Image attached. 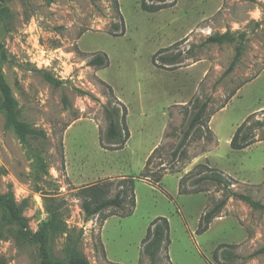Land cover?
<instances>
[{
    "label": "rangeland",
    "instance_id": "1",
    "mask_svg": "<svg viewBox=\"0 0 264 264\" xmlns=\"http://www.w3.org/2000/svg\"><path fill=\"white\" fill-rule=\"evenodd\" d=\"M140 1L118 0L125 22L120 35L110 33L121 21L115 0L8 3L11 17L0 20V43L9 56L3 73L18 100L20 118L46 133L29 141L44 156L49 171H34L29 146L5 126L0 110V191L13 189L18 201L27 200L24 213L34 231L49 220L46 203L62 204L68 226L76 234L83 229L81 249L92 264H149L143 239L159 216L167 217L170 227L169 243L159 252L157 264H264V252L256 253L264 245V210L231 195L248 194L264 204V126L248 147L230 145L248 115L256 112L252 124L264 121V0H176L155 12L143 10ZM189 30L179 45L185 51L193 47L185 53V62L207 59L210 66L196 77L191 98L177 104L173 100L186 94H171L185 76L164 75L152 57L168 38ZM227 30L238 38L244 34V49L234 70L223 76L240 38L200 43ZM96 52L107 54V66L88 63L89 53ZM40 70L61 83L48 81ZM237 88L213 114L212 133L205 135L199 128L185 153L173 158L187 127L192 97L198 93L208 99L213 110ZM116 97L127 107L130 138L123 148L112 149L104 137L105 106L117 103ZM156 147L149 170L165 174L158 184L141 176ZM209 167L228 185L197 180L210 173ZM123 176L135 178L133 212L125 214L129 205L109 207L85 220L78 190ZM224 197L228 199L209 228L198 233L203 214ZM0 230V264H41L37 246L16 240L2 227L1 218ZM65 243V234L53 236V252L59 258L64 257ZM225 251L236 257H223Z\"/></svg>",
    "mask_w": 264,
    "mask_h": 264
},
{
    "label": "trees",
    "instance_id": "2",
    "mask_svg": "<svg viewBox=\"0 0 264 264\" xmlns=\"http://www.w3.org/2000/svg\"><path fill=\"white\" fill-rule=\"evenodd\" d=\"M11 1L12 0H0V20H6L11 17V10L8 5ZM150 1L151 2H149V0H141V8L148 12H155L176 4V0ZM115 5L118 9V13H120L121 21L120 23L113 24L110 33L120 35L125 33V22L119 9L118 0H115ZM239 38L240 40L235 48V55L223 76L230 74L241 59L244 49V34H241ZM239 38L232 31L227 30L225 32L210 34L200 43V45L235 42ZM184 39L160 48L153 54V63L157 67L167 70H175L181 66L189 65V63L185 62V53L191 51L193 47H189L186 51L179 48L180 43H182V40ZM89 55L92 56L88 60L90 65L103 68L109 63L106 53L96 52L89 53ZM7 61H9V56L4 45L0 43V110L4 113L5 126L14 130L20 141L29 146V153L33 158L34 171L36 173L47 174L49 170L44 156L40 153V150L32 146L29 141L30 138L45 137L46 133L43 129H39L20 118L18 100L14 96L12 88L3 73L2 66ZM40 71L43 72L48 81L57 85L61 83V80L53 76L51 73L45 70ZM107 85L110 90L114 92L112 86L109 84ZM239 88L230 93L223 103L213 110H209L210 102L208 99L203 100L198 93L192 97L190 102H188L191 106L188 111L187 127L184 129L176 148L172 151L173 158H178L185 153L187 142L199 128H204L206 130L205 135L212 133L209 123L213 114L217 109L223 108ZM117 99V103L113 104L111 101L105 106L108 124L104 137L105 140L112 145V149L123 148L130 138V130L127 124V107L119 98ZM255 113L256 112L248 115L236 128L230 142L233 149H243L256 141L255 132L260 127L264 126V121L256 120V122L252 124L251 120ZM157 150L158 147H156L148 156L146 164L141 172L142 177L155 184L160 183L165 175L161 171L155 172L149 170V166L152 163L153 156ZM176 171L178 170H175L174 172ZM202 179H212L228 185L222 174L213 168H210V173H206L197 178V180ZM182 182L183 177L180 179V192L184 193L182 190ZM231 195L248 203L255 209L264 210V204L248 194L231 192ZM78 196L81 199V209L84 211L85 220H89L92 216L101 214L109 207L123 208L125 205H129L125 214H131L136 206L135 178L133 176H123L118 179L96 181L82 186L78 190ZM227 199L228 197L222 198L212 209L203 214L200 219L199 228L197 229L198 233H203L209 228L212 219L217 216V213L220 212ZM45 206L50 216L49 220L42 224L39 229L34 231L30 228L29 218L24 213L27 207V200L23 199L22 201H18L13 189H8L6 192L0 191L1 225L3 228L9 230L16 240L35 244L38 248V255L41 264H92L81 249L83 229L80 228L76 234V230L68 226L62 204L46 203ZM169 227V220L165 216L155 218L149 225L147 233L143 239V252L148 256L149 264H157L159 252L165 244L169 243ZM56 234H65L66 236V243L63 247V258L57 257L53 252L52 241L53 236ZM3 235V230H0V237ZM260 252H264V245L256 251V253ZM223 257L232 259L236 257V254L230 251H225L223 252Z\"/></svg>",
    "mask_w": 264,
    "mask_h": 264
},
{
    "label": "crops",
    "instance_id": "3",
    "mask_svg": "<svg viewBox=\"0 0 264 264\" xmlns=\"http://www.w3.org/2000/svg\"><path fill=\"white\" fill-rule=\"evenodd\" d=\"M190 31L191 30H189L187 32L184 31L183 34H179L178 36H174V37L168 38L166 43H163L160 46H162V47L163 46H168V45L172 44L173 42L185 37ZM79 41H80V39H79ZM209 66H210V62L207 59H201V60L193 61L191 64H189L187 66H184V67H181V68H177V69L172 70V71L161 69V68H159L158 70L160 72H162L164 75L178 76L180 74H183L185 76L186 79H184L183 83L182 82H180V83L176 82V87L173 90L176 93L171 94V97L173 95H177V93L182 95V93L184 92L186 94L182 98H179V99L175 98L173 100V102L179 104V103H185L191 98V96L194 94L193 92L196 91V87H197V86L194 87V83H195L196 77L199 75V73L201 71H203V69L206 72V70H207V68ZM98 72H99V70H98ZM187 83L189 84L188 88L190 87V91H188L187 90L188 88L185 86V84H187ZM176 88H177V90H176ZM166 92L170 95L169 91H166Z\"/></svg>",
    "mask_w": 264,
    "mask_h": 264
}]
</instances>
